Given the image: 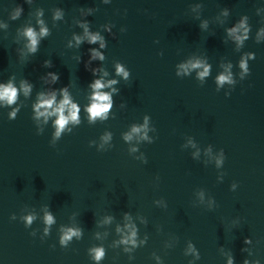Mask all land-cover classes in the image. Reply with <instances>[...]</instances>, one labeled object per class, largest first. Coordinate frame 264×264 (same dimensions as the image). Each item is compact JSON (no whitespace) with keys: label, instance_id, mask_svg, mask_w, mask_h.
<instances>
[{"label":"water","instance_id":"obj_1","mask_svg":"<svg viewBox=\"0 0 264 264\" xmlns=\"http://www.w3.org/2000/svg\"><path fill=\"white\" fill-rule=\"evenodd\" d=\"M21 6L20 18L11 19ZM81 7L98 8L88 20L108 41L103 62L108 78L120 80L109 119L94 124L83 111L93 77L76 59L84 55L86 60L90 46H68L74 33L83 34ZM57 9L65 12L60 21L53 19ZM257 9H264V0H112L110 5L102 0H0V24H7L0 28V82L14 74L17 85L23 78L34 84L31 98L18 101L15 120L8 119L10 108L0 107V264H93L87 249L99 245L107 250L102 264H130L123 246H115L125 213L132 215L140 238L149 237L131 264H156L154 252L164 264H226L230 249L236 264H243L247 253L241 248L248 237L254 252L249 258L264 264V43L255 42L264 13L257 16ZM242 15L249 16L253 32L237 50L225 28ZM39 19L50 34L35 55L22 56L27 51L22 33L26 27L39 31ZM205 22L208 27H201ZM108 25L115 38L104 32ZM245 52H255L257 59L241 81L238 62ZM49 59L53 68L46 69L43 63ZM189 59L211 63L203 83L196 71L176 76L177 65ZM118 62L130 69L128 81L115 75ZM229 63L237 84L226 97L231 86L217 92L215 77ZM48 71L60 74L54 87L67 85L82 106L81 123L69 125L72 131L55 142L52 120L38 123L32 111L37 93L48 90L41 79ZM145 115L151 117L149 128L157 129L148 136L158 139L125 142L124 135L142 125ZM109 132L112 140L102 150L101 137ZM133 147L138 151L132 153ZM208 147L213 155L225 151L222 169L205 155ZM233 182L239 185L236 192L230 190ZM161 199L167 209L155 203ZM210 200L215 201L212 211L207 210ZM46 209L56 223L41 241ZM13 214L16 221L10 219ZM29 214L37 219L26 229L19 217ZM109 216L111 223H104ZM62 227L82 228L83 238L61 248ZM190 242L200 251V261L185 255Z\"/></svg>","mask_w":264,"mask_h":264},{"label":"clouds","instance_id":"obj_2","mask_svg":"<svg viewBox=\"0 0 264 264\" xmlns=\"http://www.w3.org/2000/svg\"><path fill=\"white\" fill-rule=\"evenodd\" d=\"M30 2V0H29ZM104 5L112 4V0H102ZM85 7H81V12L83 14V19L78 22V27L83 29V34H73L72 40L68 42L70 48L74 47L79 49L83 44L87 43L90 47L87 49V59H84V55H78L76 57L77 63L84 65V70L89 72L93 79L88 83L87 87L90 89V94L88 96V103L83 106V111L87 113V119L90 124L96 123L99 121H107L110 117V114L113 112L115 105L114 95H119V89L116 87L119 83V79H109V71L103 66V62L106 60L105 50L108 47V41L105 35L102 34L99 30H92V22L88 20V17L93 16L94 11H98L96 7H87V10H84ZM23 12V7H18L11 16V19L16 20L20 18ZM261 13H264V9H257L256 15L260 16ZM127 14V10H125ZM225 17L230 15V12L227 8L223 10L222 13ZM43 16V12L38 14ZM65 12L62 9H57L54 14L53 19L60 21L64 19ZM39 25V31L34 27H26L22 35L26 39L24 48L26 52L21 51L22 56H27L28 54L35 55L39 51V46L41 41L49 36V28L45 25L43 19L37 21ZM203 28H207V22L201 25ZM0 28H7V24H0ZM104 32H107L109 35H113L112 26L108 25L104 27ZM127 31V29H125ZM253 28L250 24V18L248 15H242L237 21H235L231 26L225 28V33L227 40H230L235 44L236 49L240 50L245 47L247 41L252 39ZM113 38L115 36L113 35ZM74 41V43H73ZM159 41H155L158 43ZM227 42V41H225ZM255 42L257 44L264 43V27H260L255 32ZM99 45V47H92L94 45ZM160 56H163V52L159 53ZM257 59L255 52H245L242 54L238 66L241 70L239 72V79L241 81L245 80L251 75L250 61H255ZM99 61L100 64L94 66L95 62ZM43 67L46 69L53 68L52 61L45 60ZM233 65L229 63L224 67V71L218 74L215 77V83L217 85L216 91L219 92L225 84L231 86L229 90L224 92L226 97H230L232 92L235 90L237 80L234 77L232 72ZM212 65L207 60L201 59H189L186 62L179 63L177 65L176 76L185 77L191 76L193 71H196V79L203 83L206 78H209L211 75ZM115 75L122 78L125 81H128L131 78V71L124 63H116L115 65ZM46 85H48V90L40 91L37 93L35 102L32 104V111L34 113L33 119L38 123L43 122V124H48L49 120H52V127L55 129L53 134V141L59 140L65 131L71 132V126H78L81 123V111L82 106L79 102L74 100L72 93L69 90L67 85L63 87H54L60 81V74L55 71H48L44 76L41 77ZM34 84L27 78H23L19 81L17 85L16 77L14 74L10 75L8 79L4 82H0V107L10 108L11 111L8 113L9 120H15L17 114L21 111V106L18 104V101L23 97L24 99L31 98L33 92ZM15 106V107H13ZM55 119H52V118ZM150 115H145L144 122L142 125H133L131 131L126 133L123 137L125 142L133 141L134 137L137 143L141 141H148L150 144L155 143L158 139V135L154 138L148 136V132L151 130L157 132L155 127L149 128ZM103 141L99 148L102 150L105 149V145L109 144L112 140V134L106 133L101 137ZM189 143H192L189 141ZM192 147H196L193 143ZM132 153L138 151L137 148L133 147L130 149ZM196 156L200 155V151L197 150L195 153ZM205 155L210 157L215 161V167L217 169H222L225 165L226 154L223 149L219 150V153L213 155V150L211 147H208ZM144 164L148 163L147 158L143 160ZM224 173H220L222 178ZM239 185L236 182L231 184V191L236 192ZM201 202H203V193H201ZM215 201L210 200L208 205V211H212V205ZM155 203L158 206H162L164 209H167L168 203L166 200H157ZM12 221L17 220L16 214H13L10 218ZM37 219L34 215H22L19 217V221L23 223L26 229L32 227L33 222ZM112 217L109 216L104 220V223H111ZM125 223L116 227V232L120 236V239L115 241V246L117 248L122 247L123 253L127 254L128 260L131 264L135 260L134 253L137 249L144 247L148 243L149 237L146 235L143 239L139 236V228L137 224L133 221V217L130 213L124 214ZM56 223L54 214L46 209L43 216V235H40V240L44 241L46 237L51 235L52 226ZM83 229L82 228H73V227H62L59 234V245L61 248H68L72 242L73 238L77 241L83 238ZM30 235L35 238L37 232L35 230L30 232ZM245 247L241 248L242 253H247V258L243 260V264H262L261 260L250 259L249 257L254 256L252 250L253 240L251 237L245 238L243 241ZM55 247V245H53ZM87 254L89 259L93 264H102L107 255V250L103 245L89 247L87 249ZM186 256H191L195 261L201 260V253L194 243H189L187 250L185 251ZM152 258L155 260L156 264H164L163 259L160 255H157L155 252L152 254ZM190 264L193 262L190 261ZM226 264H236L235 256L230 249L226 254Z\"/></svg>","mask_w":264,"mask_h":264}]
</instances>
